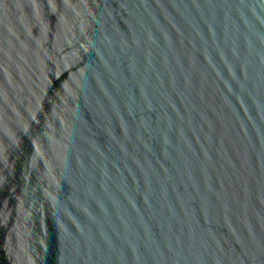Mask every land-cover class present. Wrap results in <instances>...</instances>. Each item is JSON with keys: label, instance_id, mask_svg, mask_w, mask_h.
I'll return each mask as SVG.
<instances>
[{"label": "water", "instance_id": "95a60500", "mask_svg": "<svg viewBox=\"0 0 264 264\" xmlns=\"http://www.w3.org/2000/svg\"><path fill=\"white\" fill-rule=\"evenodd\" d=\"M0 264H264V0H0Z\"/></svg>", "mask_w": 264, "mask_h": 264}]
</instances>
